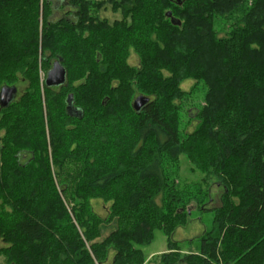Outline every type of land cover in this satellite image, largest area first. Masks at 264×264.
I'll return each instance as SVG.
<instances>
[{
    "label": "trees",
    "instance_id": "1",
    "mask_svg": "<svg viewBox=\"0 0 264 264\" xmlns=\"http://www.w3.org/2000/svg\"><path fill=\"white\" fill-rule=\"evenodd\" d=\"M185 80L204 87L191 131ZM3 86L21 88L0 106L4 264H143L155 230L172 264L192 209L212 220L188 264H264V0H0ZM181 156L204 177L179 184Z\"/></svg>",
    "mask_w": 264,
    "mask_h": 264
},
{
    "label": "rangeland",
    "instance_id": "2",
    "mask_svg": "<svg viewBox=\"0 0 264 264\" xmlns=\"http://www.w3.org/2000/svg\"><path fill=\"white\" fill-rule=\"evenodd\" d=\"M65 10L66 9H64V11ZM61 16H63V12L53 9V13L51 15L52 20H56ZM99 17L112 22L115 19L120 18V13L112 12L108 4L105 5V8L99 10ZM129 62L132 64L137 62V57L133 52H131L129 55ZM38 77L40 81H42L43 77H45L40 67L38 69ZM22 87L23 85L21 88ZM181 88L187 91L188 94L182 100V102L185 104V108L182 112L181 121L183 122L182 124L186 131H191L196 125V121L194 119L196 107L203 104L204 87L201 82L185 80L182 82ZM2 132L3 129H0V135H2ZM2 163L3 162L0 157V172ZM190 168L191 164L189 161L184 156H181L179 170L176 173V181H179V184L182 185L184 183H191L204 177L203 174L199 173L198 171L191 170ZM207 182L208 183L205 184V188L207 187L208 189V202L206 203L205 208L208 210L221 204L220 198L223 188L218 183H216L212 177L208 179ZM91 203L95 212H97L100 216L105 215L108 207H106V205L101 200L93 199ZM211 215V212H200L198 210L192 209L188 222L185 225L175 229L171 239L174 243L176 242V245L174 248H172V251L175 252V258H177V260L172 264H188L185 257L187 258L188 255L190 256L198 254L200 237L210 228L212 220ZM108 226L109 228H107V232L113 229L114 225L111 224ZM167 240V237L160 230H155L153 233L152 242L147 246L141 247L144 257L143 264H162L161 255L171 251V249H169L167 246ZM5 246L6 244L0 238V249ZM4 258L5 256L0 254V264H4ZM220 264H222V261Z\"/></svg>",
    "mask_w": 264,
    "mask_h": 264
},
{
    "label": "water",
    "instance_id": "3",
    "mask_svg": "<svg viewBox=\"0 0 264 264\" xmlns=\"http://www.w3.org/2000/svg\"><path fill=\"white\" fill-rule=\"evenodd\" d=\"M166 16L170 18L173 24L178 23V21H174L171 17L170 12L166 13ZM66 72L63 66L58 62L54 61L51 68L47 71L44 83L47 87L59 86L65 82ZM16 93V88L14 86H3L0 89V106L6 107L12 100ZM72 95L69 94V98ZM148 102V98L143 95H138L134 98L132 102V107L135 111H139L146 103Z\"/></svg>",
    "mask_w": 264,
    "mask_h": 264
},
{
    "label": "flooded vegetation",
    "instance_id": "4",
    "mask_svg": "<svg viewBox=\"0 0 264 264\" xmlns=\"http://www.w3.org/2000/svg\"><path fill=\"white\" fill-rule=\"evenodd\" d=\"M57 11H58V8L56 7L55 8ZM64 14V13H63ZM53 64V63H52ZM52 66V65H51ZM15 88H16V93H15V95H14V97H13V100H16L20 95H21V88L20 87H18V86H15ZM12 100V101H13Z\"/></svg>",
    "mask_w": 264,
    "mask_h": 264
}]
</instances>
